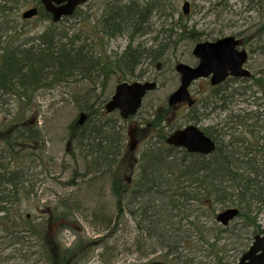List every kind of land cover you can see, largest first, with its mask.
<instances>
[{
    "label": "rangeland",
    "instance_id": "374dc122",
    "mask_svg": "<svg viewBox=\"0 0 264 264\" xmlns=\"http://www.w3.org/2000/svg\"><path fill=\"white\" fill-rule=\"evenodd\" d=\"M104 1L90 0L88 5L81 8V14L77 18L65 20L60 26L68 29H84L86 26L87 29L91 28L90 22L97 20L104 11ZM148 1L151 0H145L142 4H149ZM186 1L190 2V14L187 16L183 15L182 10ZM250 1L160 0V9L152 12L150 27H146L149 30H147L148 36H137L133 48L137 46L144 48L146 45L157 48L158 45L165 43L164 46L167 45L165 49L167 47L171 49L163 52L162 60L154 64L150 60L143 61L133 76H126L128 74L126 69L125 73L116 69V72L110 74L108 80L98 76L93 81L84 80L83 84L75 88L72 85L69 87L66 86L67 84H57L52 89L38 90L30 100L31 107L28 108L20 106L15 96L5 100L6 105H0V171L13 164L12 170L20 168L25 178H28L26 185L28 194L11 211L18 212L16 213L18 220L22 221V217H27L29 222L46 229L47 242L57 245L58 251L60 247L63 250H70L67 256L69 264H147L156 256L146 258L134 253L132 244L137 236V225L129 215L125 217L126 230L120 229L119 233L115 234L117 200L113 195L112 181L115 182L116 179L124 185L134 184L139 175L140 164H137L133 172H131V166L135 160L141 161L145 149L156 136L154 131L149 130V133L145 131L147 137H144L145 139L137 145L135 152L131 153L129 149L132 142L128 133L134 128L150 129L149 122L162 113L165 115H163L165 121L162 122L161 128L171 133L190 124L198 125L203 130L213 126H218L217 129H220L228 116L245 117L249 111L253 114L262 112L264 114V110L259 107L263 104L260 100L261 95L256 88H253L252 79L232 80L223 84L218 90H213L214 88L207 81H198L191 88L193 97L198 100L194 108L172 110L167 104L168 97L179 87V76L175 66L179 63L192 66L196 63L192 51L198 42L239 35L243 41V49L249 53L247 68L255 77L261 74L264 76V36L260 34V28L264 24V0H254L253 3ZM249 5H252L251 9L248 8ZM17 7L13 9L11 16L5 18L11 21L12 30L8 34H3L5 36L2 42L5 46L27 45L29 47L33 43L36 44L38 37L46 33L52 21L41 15L24 20L23 13L35 6L20 5L19 9ZM86 17L90 20L88 24H85ZM2 21L0 20V23ZM178 25L185 27L188 33L191 31L199 33L201 39L177 41L175 47L174 43L168 40L172 36L171 29L175 33L174 40L182 35ZM164 38L167 39L166 42ZM129 42V35L105 40V45L102 47L101 44L97 45V50L104 49L106 57L112 62L117 58L119 60ZM124 80L130 82L153 80L158 84V88L148 95L142 109L134 119L125 121L118 113L107 114V117L117 121L126 138L123 143V155L109 174L101 176L97 171L95 172L94 164L87 162L85 152L76 149L73 144H71V150L67 149L70 140L67 134L69 126L80 114L78 106L74 103L75 92L80 89L79 93L82 95L93 92V98H91L93 102L100 93L104 95V98L112 95L116 86ZM237 92L241 93L238 95ZM215 93H220L219 96H234L227 101L228 110L224 112L220 109L213 110L214 107L221 105L220 103L214 105L213 102L210 104L212 95ZM206 101H209L207 107L204 104ZM102 102L103 100L100 104L98 103L100 112L105 110L100 106ZM86 105L89 103L84 99V106ZM21 118L24 120L19 121ZM248 122L255 126L253 128L236 127L233 130L237 131L234 138L245 140L247 148L249 147L251 152L254 150L253 157L262 164L264 150H259V145H264V142H259V138L264 136V128H260L264 122L258 124L255 120ZM231 126L233 124H230ZM234 126H236L235 123ZM249 130H252V133H249ZM21 136L24 137L26 146H22ZM25 137L30 139L27 140ZM230 139V135L226 136L225 144H228ZM27 153L31 154L33 159L25 158ZM14 155L16 157H13ZM89 159L92 160L90 157ZM102 168L101 166L100 169ZM128 179L132 182L129 183ZM73 180L77 186L64 185V182ZM65 206L69 208V211H64ZM98 208L112 218L110 227H106V224L94 218V213L99 211ZM225 209H227L226 206H219L216 212L219 213ZM258 220L263 230L264 213ZM241 223L242 219L239 217L234 220L230 228L236 229L235 234L229 233L225 236V239H232L230 242L225 241L228 243L224 254L227 264L236 263L243 250L247 251L252 244L253 237L250 236L252 231L247 228L238 230ZM121 227L122 225L119 226ZM23 241L24 243L16 242L15 236L8 235L0 229V264H44L41 257L33 254L39 250L37 245H42L43 241L33 240V238H25ZM247 243V246H243ZM57 250V257L60 258Z\"/></svg>",
    "mask_w": 264,
    "mask_h": 264
},
{
    "label": "trees",
    "instance_id": "16d2710c",
    "mask_svg": "<svg viewBox=\"0 0 264 264\" xmlns=\"http://www.w3.org/2000/svg\"><path fill=\"white\" fill-rule=\"evenodd\" d=\"M144 1L105 0V12L94 24L88 17L84 19L85 24L90 22L91 28L87 29L86 26L84 29H68L60 26L65 21L58 24L52 22L46 33L38 37V42L27 47L4 45L3 34L12 30L11 21L5 18L11 16L13 9L17 6L19 9L20 5L37 7L40 15L49 20L51 16L44 11L41 0H0V20H3L0 23V105H6L5 100L15 96L20 106L28 108L38 90L52 89L57 84L72 85L75 88L83 84L84 80L93 81L98 76L108 80L116 69L123 73L126 69V76H133L143 61L150 60L154 64L162 60L163 50L167 45H158L157 48L146 46L147 49L132 47L137 36L149 34L147 28L150 27L152 12L160 9V0L148 1L150 3L146 5L142 4ZM248 8L251 9L252 5ZM80 14L81 10L77 11L74 18ZM177 27L181 30V37L194 34L192 31L188 33L182 25ZM173 31L171 29L172 36L168 42L174 43L176 47L179 38L174 40ZM260 31L261 36H264V24ZM127 35L130 37V45L119 60L117 58L111 62L104 49L97 50V45L104 46L105 40ZM199 39L200 34L191 37L194 41ZM167 49L170 50L171 47ZM252 81L253 88L257 89L261 95L260 100L263 101L259 107L264 110V76H254ZM220 88L221 86L213 90ZM79 92L81 89L75 92L74 103L80 114L68 129L69 149L73 144L76 149L85 152V158L87 162L94 164L95 172L106 176L123 155L126 136L116 120L107 117L105 110L100 112L98 109L102 100L100 106L104 109L107 98L102 99V95H98L96 101L92 102L93 92L86 95ZM216 93L212 95L210 104L213 102L214 105H221L213 110H228L227 101L234 96H219L220 93ZM84 99L89 105L84 106ZM204 104L207 107L209 101ZM82 115L85 116L83 124ZM161 115L149 122V130L154 131L156 136L141 156L137 180L132 185L121 184L116 179L115 182L112 181L113 195L117 200L115 234L120 229L126 230L125 217L129 215L137 225V236L132 244L134 253L146 258L156 255L151 261L160 260L168 264H227L224 254L228 243L225 241L230 242L232 239H225V236L235 234L236 229L218 225L216 210L219 206L239 210L238 217L242 219V223L238 230H251L250 236L253 238L262 233L258 218L264 213V163L261 164L253 157L254 150L251 152L247 148L245 140L234 138L237 131L233 130L236 127L253 128L255 125L248 121L255 120L257 124L264 122V114L249 111L245 117L228 116L220 129H217L218 126L204 128L205 133L217 144L216 151L209 157L168 146L165 143L167 133L161 128L165 121ZM23 120L21 118L19 121ZM230 124L233 126L230 127ZM260 128H264V125ZM228 135L231 139L225 144L224 138ZM20 138L22 146H26L24 137ZM262 141L264 142V136L259 138V142ZM261 149L264 150V145H259V150ZM10 156L12 157V153ZM26 157L33 159L29 153ZM89 157L92 160H88ZM12 165L0 171V229L15 236L18 243H24L25 238L42 240V245H37L39 250L33 254L41 257L44 264H69L67 256L70 250L60 247L58 251L57 245L47 242L46 229L29 222L27 217H22V221L18 220L17 211L12 213L13 207L28 194V178H25L20 168L12 170ZM64 185L77 186L74 180L64 182ZM97 210L94 218L110 227L112 218L101 208ZM64 211H69V208L65 206ZM28 245L30 247V243ZM247 245L248 243L243 246ZM31 247L34 248L32 244ZM56 250L60 258L57 257Z\"/></svg>",
    "mask_w": 264,
    "mask_h": 264
},
{
    "label": "water",
    "instance_id": "95a60500",
    "mask_svg": "<svg viewBox=\"0 0 264 264\" xmlns=\"http://www.w3.org/2000/svg\"><path fill=\"white\" fill-rule=\"evenodd\" d=\"M88 0H42L46 11L53 16L55 22L62 18L71 17L78 7ZM190 4H184V13H189ZM38 14L36 8L23 14L24 19H31ZM240 41L233 36L219 39L215 42L199 43L193 50V55L199 60L196 67L188 64H178L176 72L181 76L180 87L169 97L170 106L187 103L190 107L195 104L190 94L191 85L199 79H210L212 86H218L232 76L235 78H250L251 72L245 67L249 55L245 50H239ZM157 88L155 82H134L120 84L112 99L106 104V112L113 113L118 110L122 118L127 119L138 113L143 99L148 92ZM167 144L184 148L189 153L211 155L216 150V143L199 127L189 125L172 133ZM137 142L132 141L130 150L136 149ZM237 209H228L218 215L217 221L226 226L238 215ZM150 264H166L152 262ZM235 264H264V233L257 236L250 249Z\"/></svg>",
    "mask_w": 264,
    "mask_h": 264
},
{
    "label": "flooded vegetation",
    "instance_id": "af4514ba",
    "mask_svg": "<svg viewBox=\"0 0 264 264\" xmlns=\"http://www.w3.org/2000/svg\"><path fill=\"white\" fill-rule=\"evenodd\" d=\"M90 2V0H88V2L86 3V4H84V6H86V5H88V3ZM113 2H114V0H113ZM81 10V9H80ZM105 11H103V13H104ZM102 13V14H103ZM66 20V18L65 19H63L62 21H65ZM197 34L199 35V33H194L193 35H191V34H187V35H185V36H179L178 38H179V41H182V40H189V39H191V37H195V36H197ZM143 35V37H146V36H148V34H141L140 36H142ZM142 37V38H143ZM226 37H230V36H225V37H221V38H217V39H214V40H211L210 42H215V41H217V40H219V39H222V38H226ZM235 37H237V39L240 41V46H239V50H245V49H243V41H242V39L240 38V36L238 35H236ZM119 38V37H118ZM118 38H115V39H118ZM155 39H156V41H158V39H157V37H155ZM163 40H166V38H164ZM134 43H135V40H134V42H132V47H133V45H134ZM199 43V42H198ZM197 43V44H198ZM165 43H162V44H160L159 46H163ZM196 44V45H197ZM130 45V42H129V44H128V46ZM144 45H146V44H144ZM195 45V46H196ZM128 46H127V48H128ZM147 46V45H146ZM194 46V47H195ZM142 49H147L146 47H144V48H142ZM194 49V48H193ZM163 50V49H162ZM165 51H167L168 49L166 48V49H164ZM164 50H163V52H164ZM192 53H193V51H192ZM163 59V58H162ZM195 64L194 65H192L193 67H196V66H198V64H199V60L196 58V60H195ZM247 65V64H246ZM247 67V66H246ZM176 68V67H175ZM252 72V71H251ZM178 74V73H177ZM178 76H179V86H180V84H181V78H180V75L178 74ZM207 81V82H209V84L211 83L210 82V79L209 78H207V79H199L198 81ZM232 80H240L239 78H234V77H229L228 78V80H226V82H229V81H232ZM139 81H141L142 83H144V82H149V81H153V80H139ZM198 81H196V82H198ZM196 82H194L193 84H195ZM193 84L191 85V87H190V93H191V96H192V98L196 101V104L195 105H197V103H198V100L197 99H195L194 97H193V95H192V91H191V88H192V86H193ZM211 85V84H210ZM212 86V85H211ZM117 87V86H116ZM213 87V86H212ZM216 88H217V86H215ZM103 88H104V86H103ZM179 88V87H178ZM115 91H116V88H115V90H114V92H113V94L112 95H110L109 97H107V100H109L110 98H112V96L114 95V93H115ZM155 91V90H154ZM154 91H151V92H149L145 97H144V101L146 100V98L148 97V95L149 94H151L152 92H154ZM99 95H102V93H100ZM101 97H103L104 98V95H102ZM195 105L193 106V107H191V108H194L195 107ZM179 108H189V109H191L186 103H183V104H180V105H177V106H175V107H171V109L172 110H175V109H179ZM158 114H160V113H158ZM164 114L162 113V115L161 116H163ZM165 116V115H164ZM82 118H81V124H83V122H84V115H82L81 116ZM132 119H134V118H132ZM131 120V119H130ZM148 127H149V125H148ZM148 130V131H147ZM147 130L146 129H142V127H137V128H134L133 129V131L132 132H130L129 133V138L130 139H132V141H136L137 142V145L138 144H140L141 143V141H143V139H145L146 137H147V133H149V129L147 128ZM145 131L147 132V133H145ZM145 133V134H144ZM171 132H169V134H170ZM137 137V138H136ZM145 137V138H144ZM136 147H138V146H136ZM70 148V145L68 144L67 145V149H69ZM137 164H139V162H138V160H135V163L131 166V168H132V171L131 172H133V170L135 169V167L137 166ZM128 181H129V183H131L132 181H131V179H128ZM67 183V182H66ZM129 185H132V184H129ZM219 225V224H218ZM219 226H221V225H219ZM229 226V225H228ZM224 227V226H223ZM226 227V226H225ZM262 234V233H261ZM261 234H257V235H255L254 236V238L256 237V236H258V235H261Z\"/></svg>",
    "mask_w": 264,
    "mask_h": 264
}]
</instances>
